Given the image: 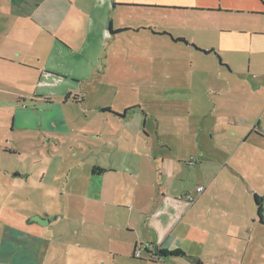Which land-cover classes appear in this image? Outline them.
Listing matches in <instances>:
<instances>
[{
    "label": "rangeland",
    "instance_id": "rangeland-1",
    "mask_svg": "<svg viewBox=\"0 0 264 264\" xmlns=\"http://www.w3.org/2000/svg\"><path fill=\"white\" fill-rule=\"evenodd\" d=\"M37 4L38 0H23L16 5L29 15ZM218 9L186 17L155 11L153 16L158 29H178L215 47L222 63L227 60L232 68L223 82L213 74L212 67L218 65L214 54H193L158 37H149L155 40L150 46L145 41L128 46L133 55L124 58L106 56L102 43H96L92 63L83 65L79 59L76 78L46 73L0 77V264H192L172 253L160 257L155 251L153 255L142 251L140 257H133L135 245L141 250L152 245L145 221L160 194L161 176L150 163L156 149L148 150L129 131L139 132L144 122H150L160 126L156 137H162L167 131L163 122H176L181 128L171 123L169 131L189 128L190 135H197L201 122H251L263 134L264 15L255 10L256 5L250 6V0H233L229 8ZM147 14L142 11L138 16L146 19ZM224 85L227 90H222ZM35 96H41L38 102L32 100ZM44 98L60 105L49 107L58 108L63 122H41L47 115ZM27 106L35 107L33 114L41 115L40 122H14L16 107ZM129 108L123 120L104 114L122 115ZM33 114L24 121L33 119ZM233 143L230 138L227 147ZM190 146L175 151L176 155L193 152L195 147ZM243 151L250 160V176L220 174L213 196L225 204L229 200L230 210L214 209L212 216L224 226L229 218L237 225L245 218L249 230L245 236L233 234L237 239H232L236 243L229 254L205 250L207 264H264V224L253 198L257 194L264 199V137L253 133L242 149L234 151L233 160ZM92 167L118 171L92 175ZM137 168L142 169L139 174ZM186 177L193 181L192 189L203 185L196 169H189ZM227 180L231 193L221 185H228ZM213 200L199 204L204 216ZM185 205L164 198L162 208L183 220L177 230L201 233L185 225L189 219L184 216ZM259 214L264 218V205ZM211 257L217 262L212 263ZM225 257L229 261L224 262Z\"/></svg>",
    "mask_w": 264,
    "mask_h": 264
},
{
    "label": "crops",
    "instance_id": "crops-1",
    "mask_svg": "<svg viewBox=\"0 0 264 264\" xmlns=\"http://www.w3.org/2000/svg\"><path fill=\"white\" fill-rule=\"evenodd\" d=\"M79 1L38 0V4L31 14L23 15L21 6L16 5L23 0H0V77H24L32 73L40 77L42 73H46L64 78H76L75 69L78 67L79 59H82L83 65L92 63L94 59L93 47L96 43H102L106 56L124 58L126 55H133L130 53L131 49L128 51V46L133 48L140 44L144 45V41L149 46L154 43L155 40H152L154 38L149 37L167 38L171 45H181L189 49L191 53L203 57L214 54L218 59V65L215 64L212 67L213 74L222 82L225 73H231L232 68L229 67V61L224 60L229 65L227 66L222 63L216 53L202 51H214L215 47H208L200 39L189 37L178 29H168L164 26L158 29L155 25L156 19L153 12L180 13L184 17L190 13H214L219 10L218 8H229L233 5V0H87L84 5H80ZM251 5H256L258 9L255 10L264 15V0H250ZM142 11L148 13L146 19L145 16L143 18L138 16ZM182 24L190 26L189 21L185 19ZM110 28L117 33H111ZM95 32H98V37L94 36ZM180 38L184 39L186 43L176 41ZM249 71L250 68L246 70L247 73ZM192 80L191 77L189 82L191 83ZM225 89L227 90L226 85L222 90ZM222 90L216 92L217 96L222 94ZM37 97L41 96H35L32 100L38 102ZM41 103L47 106V115L41 122H63L60 121L58 108L49 107L53 105L60 107V105L47 98H44ZM34 109L35 107L28 106L22 109L16 107L17 115L14 116V122H40L41 115L33 114ZM32 114L33 119L29 118V121H24V118L28 119ZM104 114L112 115L119 120L125 118V116L111 111H104ZM163 123L165 125L162 126L166 127L167 131L162 132V137H156L159 133L157 128L160 126L154 127L153 124L149 125L150 122H144L139 132L135 128L129 131V134L141 139L142 146L148 150L156 149L154 153L152 152L153 158H150V163L154 168H158L161 176L160 194L156 196L154 207L147 211L145 231L152 242L155 253L159 254V251L162 250L169 255L178 250L184 254L182 257L190 259L191 263L192 260H196L207 264L203 257L205 250L212 253L211 251L218 249L223 254L225 252L229 254L236 243L232 239L235 241L237 239L233 237V234L245 236L249 230V223L245 218L238 225L234 219L229 218L227 226H224L223 222L217 221L212 216L214 209L230 210L229 200L225 204L213 196L214 186L220 182L219 176L224 172L250 176L251 171L248 169L250 160L245 155L246 152L243 151L235 160H233V154L234 151L242 149L253 133L264 137V129L262 130L263 134L257 133L255 131L257 125H253L251 122H201L200 133L190 135L189 128L185 131L182 128L183 133L180 134L181 131L175 133L173 129L168 130L171 128L169 124L173 122ZM173 124H175L173 126L181 128L176 122ZM179 124L190 126L188 122H179ZM125 133L128 132L125 131ZM217 137H220L223 143L220 140H215ZM230 138L234 145L228 148L227 144ZM173 140L179 143L178 148H174ZM189 145H191L190 149L195 147L193 152L181 157L176 155L175 151L185 150V147ZM158 149H162L163 152H159ZM190 156L194 159L193 163L185 161ZM141 164L145 168V162L142 161ZM100 168L105 171L102 173H92L91 171V174L105 176L118 171L114 167ZM189 169H196L201 173L200 181L203 182V185H196V188H203L199 193L196 192V189H192L193 181H189L186 177V172ZM141 170L137 168V174ZM227 184L223 182L221 185L229 189L227 188L228 180ZM240 186L243 189V195H245V184L241 182ZM229 190L231 193V189ZM188 194H192L195 201L186 206L184 197ZM164 198L183 203L185 205L184 216L189 215L185 225H188L189 228H197L201 230V233L187 234L185 230H177L183 220L178 221L177 218H172V215L166 211L167 208H162ZM214 198L215 200H213ZM204 200H213L205 216L201 212L202 210L198 209L199 204H202ZM262 204H264V199ZM196 209L200 211L194 215L193 212ZM165 228H167L166 231L163 230ZM15 233H20V231H15ZM222 237L227 240L224 242ZM15 250L18 248L9 249V251ZM226 257L223 259L224 262L229 261V258ZM211 259L212 263H216L218 260L217 257H211ZM140 260L142 259L140 258Z\"/></svg>",
    "mask_w": 264,
    "mask_h": 264
},
{
    "label": "trees",
    "instance_id": "trees-1",
    "mask_svg": "<svg viewBox=\"0 0 264 264\" xmlns=\"http://www.w3.org/2000/svg\"><path fill=\"white\" fill-rule=\"evenodd\" d=\"M263 13H264V12H263ZM110 32H111V33H117V32H114L111 28H110ZM176 41H182V42H185V43H186V41H185L184 39H182V38H180V39H176ZM202 51H203L204 53H215L213 50H202ZM130 109H131V108L126 109L125 112L122 114V116H125L128 112H130V111H131ZM91 171H92V173H102V172H104L105 170L102 169V168H99V167H93ZM262 202H263V197L258 196L257 194H255V195H254V203H255V205H256V207H257V209H258V217H259L260 223L263 225V224H264V219L262 218V215L259 214L260 211H261V205H262ZM188 203L191 204V202H188ZM136 247H137V246L135 245L134 249H136ZM172 254L175 255V256H183V255H184L181 251H178V250L172 252ZM159 256H160V257H164V256H165V252L162 251V250H160V251H159ZM133 257L136 258V257L134 256V254H133ZM192 263H193V264H202L201 262L196 261V260H192Z\"/></svg>",
    "mask_w": 264,
    "mask_h": 264
},
{
    "label": "built area",
    "instance_id": "built-area-1",
    "mask_svg": "<svg viewBox=\"0 0 264 264\" xmlns=\"http://www.w3.org/2000/svg\"><path fill=\"white\" fill-rule=\"evenodd\" d=\"M202 187H198V188H196V192L197 193H199V192H201L202 191ZM185 199H187V201L188 202H193L194 201V197L192 196V195H185V197H184ZM263 205L264 204H262L261 205V208L263 207ZM261 210H263V209H261ZM264 219V218H263ZM142 251H145V252H148L149 254H151V255H153V254H155L154 253V247L152 246V245H149L148 247H144L143 248V250H141V249H135L134 250V256L136 257V258H138V257H140L141 256V254H142Z\"/></svg>",
    "mask_w": 264,
    "mask_h": 264
}]
</instances>
